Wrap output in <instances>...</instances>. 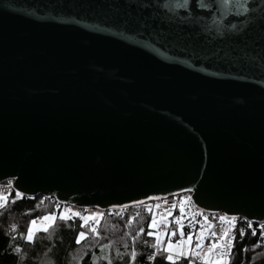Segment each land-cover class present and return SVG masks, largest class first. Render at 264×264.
<instances>
[{
    "label": "water",
    "instance_id": "obj_1",
    "mask_svg": "<svg viewBox=\"0 0 264 264\" xmlns=\"http://www.w3.org/2000/svg\"><path fill=\"white\" fill-rule=\"evenodd\" d=\"M7 182L83 210L191 194L264 223V0H0Z\"/></svg>",
    "mask_w": 264,
    "mask_h": 264
},
{
    "label": "trees",
    "instance_id": "obj_2",
    "mask_svg": "<svg viewBox=\"0 0 264 264\" xmlns=\"http://www.w3.org/2000/svg\"><path fill=\"white\" fill-rule=\"evenodd\" d=\"M15 194L14 191L8 194L6 207L0 208V264H108V258L112 264H168L164 259L166 254L152 247L155 238L147 235L148 231H154L148 228L149 209L154 213L153 202L103 211L97 236L89 231L93 225H85L79 217H70L66 221L59 219V213L71 207L52 198L17 197ZM79 212L83 214V211ZM51 213L57 214L54 224L47 232L35 233L33 242H28L30 221ZM253 229L255 236L251 234L252 229H247L243 237L239 233L235 238L229 264H264V236L258 226ZM184 230L186 233L191 231L188 227ZM80 231H85L87 238L77 244L75 240ZM17 248L19 252L15 251ZM133 251L137 253L135 261L131 259ZM150 255L154 259H148ZM179 264L203 263L192 258L181 259Z\"/></svg>",
    "mask_w": 264,
    "mask_h": 264
},
{
    "label": "snow or ice",
    "instance_id": "obj_3",
    "mask_svg": "<svg viewBox=\"0 0 264 264\" xmlns=\"http://www.w3.org/2000/svg\"><path fill=\"white\" fill-rule=\"evenodd\" d=\"M180 5H178L179 7ZM204 5H202L203 7ZM246 27H240L238 28L237 25L233 24L231 26L232 28V34L238 37H243L246 32ZM224 34L220 33V39H224ZM188 191H191L189 189ZM17 197H22V193L17 191L15 194ZM15 201H13L14 203ZM191 202L190 197H185L181 199L180 205H179V212L181 213V216L177 218V224L179 225V234L182 237V239L178 243H173L170 239L167 241V246H164V240L162 239L163 236L169 235V232L167 230L161 232L160 231V221H163L165 217L161 216L160 221L157 220L156 214L151 212V209H149L151 220L148 224L149 229H153L154 231H148L147 235L150 237H154L156 243L152 245L153 248L156 249L157 252H164L166 255L164 256V259L168 262V264H179V261L181 259L185 260H191L193 257L195 259L201 260L203 264H229V260L226 259V257L230 256L231 250L233 248V241L235 239V233L232 231L236 228V221L237 217L235 216H227V215H221L219 217V220L222 224L227 223L231 227L230 228H224L222 230V233L218 234L214 230V225L211 222H208V218L205 217V227L208 229L207 236L204 234V229H201V233L199 236L196 237V243H195V251H193L192 245L194 236L192 234H188L185 237V233L183 230V224L181 223L183 219V215L186 212L185 205L187 203ZM8 203V197L4 193H0V208L6 207ZM143 203V202H139ZM121 207H127V206H121ZM159 207V206H157ZM172 208L175 209L176 205L173 204ZM168 215H171V212L168 213ZM103 214L101 213H93L91 215H81L79 212H72L71 209H68L66 212L59 213V219L61 220H68L70 217H79L81 220L85 222V225L89 222H92V227L89 229L90 232L93 234L99 235L97 226L100 224V220L102 218ZM57 219L56 213H51L48 215H44L38 219H32L29 223V226L27 228V236L26 239L28 242H33L34 235L37 232L43 231L47 232L49 225L53 224L55 220ZM38 220L40 221L38 223ZM131 223V220L129 221ZM85 225H81V227H84ZM15 227V226H13ZM165 229H167V224L164 225ZM248 229H252V235H256V230L253 229V225L251 222H248L247 224ZM258 228L260 229V234L264 236V223H260L258 225ZM240 236L243 237L245 234V229L241 228L240 230ZM140 232L143 233L144 229L141 228ZM230 232L232 234L230 235ZM177 232L171 231L170 235L175 236ZM208 236L212 237V241L208 245H204L203 241L208 238ZM87 238V233L85 231H80L76 237L75 242L77 244L81 243V240ZM135 239V237H133ZM106 247H110V245H107ZM207 247V251H204V248ZM15 251L19 252L20 249L17 248ZM120 254L118 253V256ZM137 256V253L133 251L131 253V259L135 261ZM122 258V257H121ZM148 259H154L153 256H149ZM108 264H112V261L110 258H108Z\"/></svg>",
    "mask_w": 264,
    "mask_h": 264
},
{
    "label": "built area",
    "instance_id": "obj_4",
    "mask_svg": "<svg viewBox=\"0 0 264 264\" xmlns=\"http://www.w3.org/2000/svg\"><path fill=\"white\" fill-rule=\"evenodd\" d=\"M12 191L17 192L15 187L13 186L12 182H7L5 184L0 185V193H4L6 196L8 194H10ZM185 197H190L191 202L187 203L185 205L186 212L183 215V219L181 221V223L183 224V228L188 227L191 231L193 230L194 232L201 230L203 228L205 234H207L206 228L201 227V224L205 223V219H204L205 217L208 218V222H211L214 225V230L218 234L222 233V230L224 228H230L231 227L229 224H225V223L222 224L220 222L219 217L221 215H224V214L206 211V210L200 208L199 206H197L195 204L191 194H182L179 196H175L173 198H169V199H171L170 203L176 205V208H175V210L171 216V219H172V224H170L171 229L174 228L175 230H177L179 228V225L177 224V218L181 216V213L179 212V205H180L181 199L185 198ZM169 199H167V200H169ZM167 200H163V201H167ZM112 210H116V209H112ZM248 222H251L253 227L258 226L260 224L259 222L250 221L244 217L238 216L237 221H236V228L232 230L235 233V238L239 235V233H240L239 230L241 228H243L245 230L248 229L247 228ZM163 229H165L164 226L160 227V230H163ZM231 234H232V232H230V235ZM210 238L211 237L208 236V240H210ZM181 239L182 238L177 235V238L175 240H178V242H179ZM226 258L229 260V256Z\"/></svg>",
    "mask_w": 264,
    "mask_h": 264
},
{
    "label": "rangeland",
    "instance_id": "obj_5",
    "mask_svg": "<svg viewBox=\"0 0 264 264\" xmlns=\"http://www.w3.org/2000/svg\"><path fill=\"white\" fill-rule=\"evenodd\" d=\"M153 205H154L153 206L154 207V214H156L157 220L160 221V217L161 216L165 217V219L163 221H160V227H162L165 224H167V229L160 230L161 232H163L165 230H167L169 232V235L162 237V239L164 240V246L165 247L167 246V241L169 239L173 243H178V240H175V239L177 238V235L179 237H181L180 234H179V228L177 230H175L174 228L171 229V230L169 229L170 228V224H172L171 216H172V214H173V212L175 210V209L172 208V205L173 204L170 203V202H167V201H157V202L153 203ZM157 206H159V207H157ZM68 209H71L72 212H79V210H81V211H83V214L81 212H79V213H81V215H91L93 213H101V214H103V211H100V210H85V213H84V210L83 209H77V208H73V207H71V208H65L63 210V212H66ZM169 212H171V215H168ZM205 223H202L201 224V227H205ZM88 224H92V222H89ZM225 224H227V223H225ZM205 228H206V232L208 233L207 227H205ZM174 230L177 232V234L175 236H171L170 233H171V231H174ZM183 230H184V228H183ZM184 233H185V237H183V238H186V236L188 234H192L194 236L192 248H193V251H195L196 250L195 249L196 237L200 235L201 230H198V231H195V232L192 230L191 232H188V233H186L185 230H184ZM204 234H205V232H204ZM205 235L207 236V234H205ZM211 241H212V237L210 238V240H208V238H207L206 240L203 241V243L206 246ZM204 251L205 252L207 251V247L204 248ZM200 262L203 263L201 260H200Z\"/></svg>",
    "mask_w": 264,
    "mask_h": 264
},
{
    "label": "crops",
    "instance_id": "obj_6",
    "mask_svg": "<svg viewBox=\"0 0 264 264\" xmlns=\"http://www.w3.org/2000/svg\"><path fill=\"white\" fill-rule=\"evenodd\" d=\"M39 222H40V221H38V223H39ZM53 224H54V223H53ZM53 224H50L49 227L52 226Z\"/></svg>",
    "mask_w": 264,
    "mask_h": 264
}]
</instances>
